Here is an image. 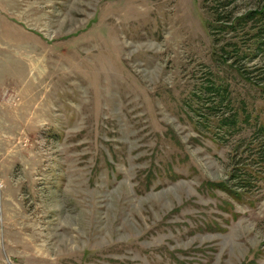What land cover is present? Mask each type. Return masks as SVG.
Instances as JSON below:
<instances>
[{
    "label": "rangeland",
    "instance_id": "374dc122",
    "mask_svg": "<svg viewBox=\"0 0 264 264\" xmlns=\"http://www.w3.org/2000/svg\"><path fill=\"white\" fill-rule=\"evenodd\" d=\"M263 8L0 0V264H264Z\"/></svg>",
    "mask_w": 264,
    "mask_h": 264
},
{
    "label": "trees",
    "instance_id": "16d2710c",
    "mask_svg": "<svg viewBox=\"0 0 264 264\" xmlns=\"http://www.w3.org/2000/svg\"><path fill=\"white\" fill-rule=\"evenodd\" d=\"M211 15L212 21L209 23V30L213 36L215 46L218 47L220 41L216 38V33L224 32L226 28L230 33L236 32L239 27L251 22L261 23L260 21L264 20V8L236 19L228 12L219 14L217 10H211ZM253 31L255 32H251L250 34L252 40L255 41L257 49L261 50L264 47V22L262 26L254 28ZM260 131L264 134V124L261 125ZM245 179L247 180V177Z\"/></svg>",
    "mask_w": 264,
    "mask_h": 264
},
{
    "label": "built area",
    "instance_id": "2783aa9c",
    "mask_svg": "<svg viewBox=\"0 0 264 264\" xmlns=\"http://www.w3.org/2000/svg\"><path fill=\"white\" fill-rule=\"evenodd\" d=\"M2 188H3V185H2V183L0 182V191L2 190Z\"/></svg>",
    "mask_w": 264,
    "mask_h": 264
}]
</instances>
